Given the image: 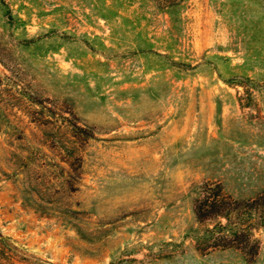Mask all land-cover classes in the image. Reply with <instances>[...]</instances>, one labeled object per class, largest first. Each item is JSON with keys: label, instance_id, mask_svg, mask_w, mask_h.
<instances>
[{"label": "rangeland", "instance_id": "1", "mask_svg": "<svg viewBox=\"0 0 264 264\" xmlns=\"http://www.w3.org/2000/svg\"><path fill=\"white\" fill-rule=\"evenodd\" d=\"M204 181L264 188V0H0V264H264Z\"/></svg>", "mask_w": 264, "mask_h": 264}, {"label": "trees", "instance_id": "2", "mask_svg": "<svg viewBox=\"0 0 264 264\" xmlns=\"http://www.w3.org/2000/svg\"><path fill=\"white\" fill-rule=\"evenodd\" d=\"M159 8L184 0H153ZM192 211L202 225L195 241L200 253L235 249L249 260L258 253L257 231L264 226V188L253 197L235 198L216 181H204L193 199Z\"/></svg>", "mask_w": 264, "mask_h": 264}]
</instances>
